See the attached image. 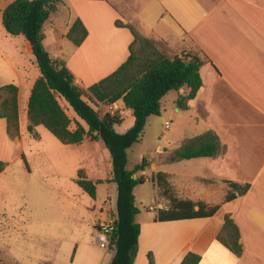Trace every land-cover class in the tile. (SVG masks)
Returning <instances> with one entry per match:
<instances>
[{"label": "crops", "instance_id": "obj_1", "mask_svg": "<svg viewBox=\"0 0 264 264\" xmlns=\"http://www.w3.org/2000/svg\"><path fill=\"white\" fill-rule=\"evenodd\" d=\"M76 20L88 32L80 46L67 39ZM118 20L170 59L189 54L204 61L195 99L184 109L178 106L180 94L190 91L185 87L171 102L179 126L195 125L182 134L180 143H171L182 144L173 151V163H182L175 154L190 139L210 132L221 145L215 158L183 160L190 165L188 171H162L171 176L179 199L220 209L211 218L156 222L157 210L168 208L161 201L147 218L139 221L137 216L141 233L134 264H148L149 253L155 264H181L188 253L201 256L199 264H264V0H63L44 25V46L87 90L130 56L134 37L128 28L116 26ZM25 48L32 53L28 41ZM2 56L9 62L3 52ZM19 101L18 97L21 130ZM182 111L189 113L184 121ZM106 113L125 120L122 102ZM227 182L248 185L249 190L225 202ZM226 215L239 229L240 257L217 240Z\"/></svg>", "mask_w": 264, "mask_h": 264}, {"label": "rangeland", "instance_id": "obj_2", "mask_svg": "<svg viewBox=\"0 0 264 264\" xmlns=\"http://www.w3.org/2000/svg\"><path fill=\"white\" fill-rule=\"evenodd\" d=\"M13 1L0 0V87H20L22 127L18 137H11L6 121L0 118V162L6 165L0 173V264H111L114 251L106 242L104 228L113 226L116 220L118 188L109 182L110 152L101 142L89 139L80 145H63L43 126L36 128L39 138L28 132L26 110L41 73L35 56L25 48L26 39L9 35L3 26L2 13ZM143 45L138 43L134 49L137 56L146 59L149 51L141 52ZM176 94L168 93L161 114L147 120L140 141L128 150L129 171L144 159L150 162L145 172L137 174L147 182L134 190L139 221L157 209L158 203L167 202L160 197L151 176L190 168L183 160L178 164L172 161L173 151L180 144L171 143H180L182 134L195 128L192 123L179 126L173 120L171 102ZM84 99L101 116L108 111L89 96ZM58 100L72 121V129L78 123L88 129L63 98ZM125 110V120L115 126L118 134H125L135 123L132 110ZM181 114L184 121L189 113ZM81 169L96 184L95 199L75 181ZM198 173L205 175L203 171Z\"/></svg>", "mask_w": 264, "mask_h": 264}, {"label": "trees", "instance_id": "obj_3", "mask_svg": "<svg viewBox=\"0 0 264 264\" xmlns=\"http://www.w3.org/2000/svg\"><path fill=\"white\" fill-rule=\"evenodd\" d=\"M63 0H14L2 13V22L6 32L14 37L22 36L28 41L35 56L40 77L35 81L27 108V130L39 138L36 128L45 127L63 145H80L86 139L101 142L110 152L112 178L118 188L117 219L110 234L109 247L114 251L111 264H134L138 254V243L141 233L136 217L140 210L136 206L134 190L147 182L143 173L150 166L146 159L133 171L127 169L128 150L138 143L144 132L147 120L159 116L162 111V100L172 91L181 93L185 87L190 91L180 94L177 104L186 108L187 102L195 99L202 87L200 69L204 61L195 55H183L170 59L161 54L155 44L143 38L137 30L116 22L117 27L130 30L134 40L130 46V56L113 74L100 82L81 89L75 82L72 73L50 56L44 46V25L52 10ZM87 30L81 20H76L67 34V39L75 46H80L87 37ZM144 44L141 52L147 49L146 59L135 53V45ZM89 96L98 104L106 107L116 106L122 102L126 109L132 110L135 123L125 134H118L115 126L123 123L124 116L106 113L103 116L85 99ZM19 89L14 84L0 87V118L7 122L11 137H18L19 128ZM58 98H63L76 115L86 123L71 128L72 121L61 107ZM221 145L212 133L190 139L176 151L177 160L196 158H215L220 154ZM6 165L0 162V173ZM135 176H137L135 178ZM80 188L93 199L96 198V184L88 180L84 169L78 172L75 180ZM151 181L159 190L160 197L168 204L167 209H158L156 222H173L201 218H211L220 206L208 207L202 203L181 200L176 197L170 175L157 172ZM101 183V182H100ZM229 193L225 202H231L247 193L249 186H240L227 182ZM217 240L225 248L240 257L243 247L240 243V232L230 215L224 218V226ZM201 256L188 253L181 264H199ZM148 264H155L152 253L148 254Z\"/></svg>", "mask_w": 264, "mask_h": 264}, {"label": "built area", "instance_id": "obj_4", "mask_svg": "<svg viewBox=\"0 0 264 264\" xmlns=\"http://www.w3.org/2000/svg\"><path fill=\"white\" fill-rule=\"evenodd\" d=\"M166 128H169V125L166 126ZM117 219V218H116ZM115 222V221H114ZM114 224V223H113ZM113 231V226H108L104 228V236L106 238V242L107 244L110 241V234ZM102 247H105L104 244L102 245Z\"/></svg>", "mask_w": 264, "mask_h": 264}, {"label": "water", "instance_id": "obj_5", "mask_svg": "<svg viewBox=\"0 0 264 264\" xmlns=\"http://www.w3.org/2000/svg\"><path fill=\"white\" fill-rule=\"evenodd\" d=\"M137 176H135V178H136Z\"/></svg>", "mask_w": 264, "mask_h": 264}]
</instances>
